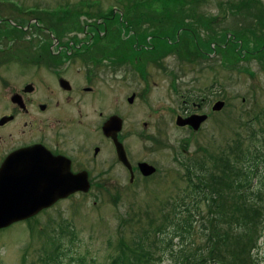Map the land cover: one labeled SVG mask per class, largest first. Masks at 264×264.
<instances>
[{
	"label": "rangeland",
	"instance_id": "rangeland-1",
	"mask_svg": "<svg viewBox=\"0 0 264 264\" xmlns=\"http://www.w3.org/2000/svg\"><path fill=\"white\" fill-rule=\"evenodd\" d=\"M18 10L22 14H10ZM181 20L188 26L195 20L199 29L193 34L181 33L178 41L175 30L171 36L174 42L147 41L159 26ZM36 21L45 28L55 26L56 30L48 27L49 31H57L55 38L62 36L61 41L73 36L91 39L79 52L75 47L74 51L62 48L58 52L61 62L50 61L47 66L68 67L67 75L76 86L96 88L89 104L84 100L82 106L79 104L82 124H100L109 114L122 111L130 158L134 162L148 161L157 172L140 175L132 183L126 169L124 175L123 168L115 165L107 176L112 180L108 188L80 192L31 221L1 230L0 264H108L117 255L122 264H173L176 250L172 248L177 249V245H163L156 230L166 223L176 202H183L184 207L202 197L187 193V171L199 161L211 172L206 174V181L215 202L225 201L231 208L238 204L239 216L242 211L257 212L258 222H264V200L244 209V199L233 200L223 193L227 196L223 201L224 196L218 195L225 190L221 180L225 172L230 173L232 165L241 166V162L233 163L236 156L264 153V42H257L264 40V0H0V98L33 79L29 60L23 57L15 62V55L50 49L51 33ZM127 21L134 26H126L125 33L122 25H110ZM28 22L25 34L2 35L4 28ZM100 22L108 24L107 30ZM94 25H99L101 33L106 31L104 38L95 41L96 36L91 37L92 32L96 34ZM248 27L257 31L251 35L241 30L244 41L232 39L234 32ZM130 28L144 30L138 36L140 43L128 36ZM59 47L55 46L53 52L57 53ZM67 52L73 58L64 57ZM123 54L128 58L120 59ZM39 68L36 66V70ZM218 89L220 94L212 92ZM133 92L136 99L129 103L127 98ZM197 95L213 103L224 100L225 105L219 111L209 108L210 117L198 130L178 126L177 116L188 105L185 99ZM255 165L260 183L264 180V161ZM185 193L189 196L184 201L181 197ZM211 202V198L208 203L202 202V211H211ZM207 214L202 217L210 230ZM216 215L213 211L215 221ZM201 223L200 216L193 231L194 249L207 243ZM262 231L257 247L250 249L255 264H264V225ZM240 232L237 229L234 235ZM57 245L65 250L71 247V256L47 260ZM239 248L238 252H246L242 243Z\"/></svg>",
	"mask_w": 264,
	"mask_h": 264
},
{
	"label": "flooded vegetation",
	"instance_id": "flooded-vegetation-1",
	"mask_svg": "<svg viewBox=\"0 0 264 264\" xmlns=\"http://www.w3.org/2000/svg\"><path fill=\"white\" fill-rule=\"evenodd\" d=\"M11 8L13 9V7ZM15 13L22 14L19 10L17 12H10V14ZM6 19L11 20L9 17ZM36 22L44 30L49 31V28L57 29L53 25L51 27L48 26L49 28L46 26L47 28H45L44 24ZM35 23L33 26H36ZM101 24L107 30L108 24L100 22L99 25ZM115 24L122 25V33H125L126 26H134L133 23H128V21L112 23L110 25L113 26ZM19 25L20 27H18L21 29H28L30 27L29 22L25 25ZM99 25L93 26L96 34L93 32L89 33L92 38L96 36L95 41L104 38L106 33V31L104 34L100 32L101 28ZM190 25L179 26V24L173 23L172 25L165 24L164 27L159 26L156 32H152L154 33L153 35H149L147 41H152L154 38L167 39L169 42H172L171 36L174 35L175 30V41H178L179 36L183 32L193 34L192 24ZM205 26L207 25L205 24ZM143 31L130 28V31H128L130 35L128 36H133L136 42L140 43L138 36L144 34L145 32ZM49 32L53 40L50 44L52 53H38L26 56L15 55V62L21 60L23 57L29 60V67L31 69L28 68V70L31 71L33 79L24 82L21 87L12 91L10 96L7 95L4 98H0L1 195L2 186H15L20 189H33L37 187V189H41L40 187L43 184L51 181V175L57 174L60 178L65 179L67 178L65 176L67 173L69 177L71 175H80L87 178L90 184L88 192L95 188H108L112 180L110 176L109 179L107 176L111 174L115 165L123 168L124 175L126 169L132 183L140 179V175L147 177L141 172L139 164L148 161L137 160L134 162L130 158L131 156L126 148L125 115L122 111L109 114L106 118L102 119L100 124H94V121L82 124V120L79 118L81 110L79 104L82 106V100H84L85 104L86 102L89 104V98L95 93L96 88L91 85L76 86L74 81L68 76V67H60L57 64H53L50 67L47 66L50 61L61 62L59 59L61 54L58 52L63 50L62 48L71 49L72 51L76 48V51L78 50L79 52L82 45L89 43L91 39L86 41L78 36H73L61 41L62 36L55 38L57 34H53L52 31ZM2 35L6 34L3 33ZM10 37L13 36L10 35ZM10 37H8L9 40L11 39ZM57 45L60 47L57 53H54L53 48ZM68 45L72 48H67ZM63 56L67 59L73 58V55L68 52L63 54ZM119 58L124 60L128 57H125V54H123ZM139 59L142 60L141 57ZM36 66H41V68L36 70ZM214 91L219 94L221 93L220 89L218 91L212 90V92ZM131 95L134 96L133 101H135L137 93L133 92ZM185 102L188 105L185 107L184 113L181 114L183 117L186 118L194 114H206L209 119L210 113L208 110L209 108L213 110L214 103L210 102L207 97L197 95L193 99H185ZM115 115L120 118V128L116 133L111 132L109 134V132L105 131L104 126ZM205 122L201 124V127ZM182 127L193 130L191 125ZM117 142L122 146L124 153L126 151L132 171L125 165V160L119 158ZM156 172L157 169L153 174ZM104 176H106L105 179ZM80 192L82 191L70 194L68 197L56 201L52 206ZM46 209H42L34 216L14 222L8 227L0 228V231L22 222L31 221Z\"/></svg>",
	"mask_w": 264,
	"mask_h": 264
},
{
	"label": "trees",
	"instance_id": "trees-1",
	"mask_svg": "<svg viewBox=\"0 0 264 264\" xmlns=\"http://www.w3.org/2000/svg\"><path fill=\"white\" fill-rule=\"evenodd\" d=\"M223 10H225V13H228L226 8H223ZM21 22H24V20ZM49 23L53 22L49 21ZM177 23L180 26L186 24V21L182 22L181 20L177 21ZM196 23L197 22H195V20L191 21L192 29L195 32H197L199 29L196 26ZM16 30H18V32H16ZM241 30L246 31V34L249 32L251 35L257 31L256 28L251 27L241 28L238 31L239 33L234 32V37H232V39L236 38L238 42L244 41L245 36L242 35L243 32H240ZM54 32L55 34H58L57 31ZM3 33L15 36L18 33L19 35L21 33L25 34V31L12 25V28H4L2 34ZM228 34L229 33H226L225 36ZM261 41L264 42V40L257 42L261 43ZM44 52L52 53L49 48H46ZM244 154L241 155L240 158L236 156L237 159L233 161L235 165H238V162H241V166L236 168L237 166L232 165L230 168V173H228V171L225 172L226 174L224 175V179L221 178V180H224L223 185L225 190L224 192L219 191L220 193H218V195L224 196L223 201L227 196L228 198L231 197L233 200L235 199L238 201L239 199H244L245 205L243 208L247 209L249 204H258L264 200V196L262 195V191H264V180L260 179V183L257 182L259 181L258 175L260 172L255 165L258 161H264V153L258 156L254 154L251 157H248L246 153ZM241 159L243 160L241 161ZM193 163L194 164H191L192 168L188 165V168L191 169H189L186 174V180L189 187L187 193L192 194V197L194 198L195 195L200 194L202 197L194 199L190 204L186 203L184 207L183 202H176L171 213L166 216V223L160 225L156 230V234L159 235L160 242L163 245H165V243H168L171 247L174 246V243L177 245V249L172 248L173 251L176 250V260L173 264H255L256 258L253 257L252 259L251 253L252 250L257 247L256 242L258 237L261 235L260 233L263 234V231L261 232V230L263 229L264 222H258L259 218L256 217L257 212H254V214L252 212L245 214V212L242 211L241 216H239L238 209L240 207L238 204L231 208L230 206L227 207L224 204L225 201L224 203L215 202L211 197L212 193L210 191L212 189L210 182L208 183L206 181L208 179L206 178V174L208 175L211 173L209 168L201 161ZM192 169L194 170L192 171ZM187 193L181 197V200L185 201V199L189 196ZM223 193H227V196H225ZM210 198L213 209L209 211V208L208 211H202V202L208 203ZM198 201L200 203H198ZM258 209L259 208H257V211ZM213 211L217 213V220H219L220 223L217 220L215 221L213 218ZM206 213H208L207 217L211 224L210 230L206 225L205 218L202 217V215L205 217ZM200 216L202 218L201 231L206 238L207 243L203 248L199 246L198 248L194 249V243L192 241L193 231ZM226 219L228 221H226ZM221 220L225 222L223 223ZM226 223L228 226L225 228ZM237 229L241 231L239 236L234 235L236 234L234 232ZM244 237L247 239L243 243L242 239ZM240 243H242V248H244L246 252H238L241 251V248H239ZM250 249H252L251 252ZM66 255L71 256V247L65 250L62 248V245H57L56 249L47 255L49 256L47 260H59V258H63ZM108 264H122L120 255L115 256Z\"/></svg>",
	"mask_w": 264,
	"mask_h": 264
},
{
	"label": "water",
	"instance_id": "water-1",
	"mask_svg": "<svg viewBox=\"0 0 264 264\" xmlns=\"http://www.w3.org/2000/svg\"><path fill=\"white\" fill-rule=\"evenodd\" d=\"M134 96L128 98L129 102H133ZM224 101H218L214 109L220 110L224 106ZM207 118V115L194 114L187 118L178 116V125H191L194 129H199L201 123ZM120 118L112 116L104 126L105 131L116 133L120 128ZM116 138V137H115ZM118 155L121 160H125V165L132 171L131 163L127 157L126 151L117 142ZM140 170L144 175L152 174L156 171V167L147 163L139 164ZM67 178H60L59 175H51V181L46 182L40 188H24L20 189L15 186H2V195L0 193V228L7 227L12 223L29 218L36 215L44 208L52 206L56 201L68 197L77 191L88 192L90 184L87 178L80 175L65 174ZM59 177V178H58ZM49 179V180H50Z\"/></svg>",
	"mask_w": 264,
	"mask_h": 264
}]
</instances>
